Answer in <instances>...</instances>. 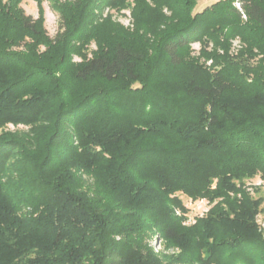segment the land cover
<instances>
[{
	"label": "trees",
	"instance_id": "1",
	"mask_svg": "<svg viewBox=\"0 0 264 264\" xmlns=\"http://www.w3.org/2000/svg\"><path fill=\"white\" fill-rule=\"evenodd\" d=\"M20 1L0 0V264H264V0H224L228 36L197 0H49L53 36ZM179 194L210 206L184 223Z\"/></svg>",
	"mask_w": 264,
	"mask_h": 264
},
{
	"label": "rangeland",
	"instance_id": "2",
	"mask_svg": "<svg viewBox=\"0 0 264 264\" xmlns=\"http://www.w3.org/2000/svg\"><path fill=\"white\" fill-rule=\"evenodd\" d=\"M220 0H197L196 5L194 7L195 12H202L206 9V22L204 24H207L209 26H218V25H225L226 20L228 19L230 26L227 27L226 35H232L233 32L236 31L237 23L240 22L239 17L236 13L232 11H227V7L229 6L228 1L222 0L220 4H216ZM233 4L237 7V0H233ZM41 5L44 9V24L45 27L49 33L50 36L55 35L56 31L59 29V17L58 14L52 9L49 0H43ZM228 5V6H227ZM20 6L24 10V12L28 15H31L32 17H37L38 15V4L36 0H21ZM104 13H106V9L104 10ZM122 13V14H121ZM121 13H114V17L120 21L124 25H131V17L129 15V10L125 9L122 10ZM227 13H230L229 16ZM242 18H245L242 15ZM93 46V44H92ZM241 46L239 38L236 36L234 39H232L231 44V50L232 53H236L238 48ZM200 47V43L198 42H192L191 43V53L197 54L198 49ZM74 59H78L76 56ZM210 61H207V64H209ZM25 129V126L19 125L14 126L12 124H7L5 126V129L14 130V129ZM246 183L248 185H260V190L257 194L262 195L264 197V179H261L259 176H255L251 179H246ZM256 194V195H257ZM179 196L182 198L185 206L188 208L187 212V219L184 221V223H191L193 222L194 217L200 216L204 214L208 208L209 203L206 199H197L192 200L183 194H179ZM263 209H264V202H263ZM264 212L259 215V220L264 224ZM152 244L155 246V248H162V244L160 243L159 239L154 238L152 240Z\"/></svg>",
	"mask_w": 264,
	"mask_h": 264
},
{
	"label": "built area",
	"instance_id": "3",
	"mask_svg": "<svg viewBox=\"0 0 264 264\" xmlns=\"http://www.w3.org/2000/svg\"><path fill=\"white\" fill-rule=\"evenodd\" d=\"M237 7L240 9V3H239V1H237ZM243 16L245 17L244 14H243Z\"/></svg>",
	"mask_w": 264,
	"mask_h": 264
}]
</instances>
